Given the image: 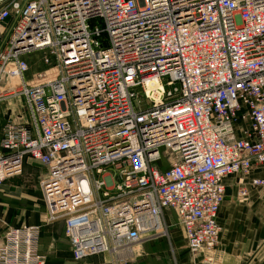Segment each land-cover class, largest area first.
Listing matches in <instances>:
<instances>
[{
	"label": "built area",
	"instance_id": "2783aa9c",
	"mask_svg": "<svg viewBox=\"0 0 264 264\" xmlns=\"http://www.w3.org/2000/svg\"><path fill=\"white\" fill-rule=\"evenodd\" d=\"M31 52L52 65L33 85ZM11 62L0 102L22 95L27 115L0 129V183L46 167L45 222L63 221L75 260L127 264L168 236L166 210L189 264L210 260L223 179L264 164V0H0V83ZM39 233L6 227L0 264H44Z\"/></svg>",
	"mask_w": 264,
	"mask_h": 264
},
{
	"label": "crops",
	"instance_id": "0c3cea01",
	"mask_svg": "<svg viewBox=\"0 0 264 264\" xmlns=\"http://www.w3.org/2000/svg\"><path fill=\"white\" fill-rule=\"evenodd\" d=\"M10 102L13 105V101ZM7 109L8 106L0 103V129L9 115L14 116L15 113H19V108ZM24 163L40 165L31 159H26ZM253 179H264V164L253 165L250 172L241 177L232 174L223 179L224 197L218 214V222L222 227V232L212 255L220 254L221 256V252H223L224 258L227 260L228 256L235 254L234 264L238 263V259L248 249L258 248L260 250L264 240V184L253 185L251 183ZM12 183L13 179H10L6 181V185L0 187V232L8 226L15 227L21 224L38 225L40 227L38 251L44 256V264H109L107 255H92L80 260L73 258L68 240L64 235L63 221L45 222V207L39 187L38 196H35L36 194L20 193L18 199L21 200L20 198H23L28 203L27 207L23 209V207L18 206L15 209V213H10L9 216L7 203L3 201L2 196L7 195L9 189L13 186ZM239 186H243L247 190L246 201H240L237 198L236 193ZM163 220L167 224L168 236L165 237L167 238V244L171 248L174 264H189V257L185 249V239L182 231L175 223L174 213L166 210L163 214ZM161 237L163 236L151 240L156 241L161 239ZM179 237L182 238L183 256L179 255V260H177L174 255L173 245L176 241L175 239ZM151 240L140 242V254L138 256L144 252L145 244H148ZM136 257L132 258L129 263L135 261ZM201 261L202 256H198L197 264H202Z\"/></svg>",
	"mask_w": 264,
	"mask_h": 264
},
{
	"label": "rangeland",
	"instance_id": "374dc122",
	"mask_svg": "<svg viewBox=\"0 0 264 264\" xmlns=\"http://www.w3.org/2000/svg\"><path fill=\"white\" fill-rule=\"evenodd\" d=\"M41 52H31L26 55H23V59L27 61L28 64V71L25 73L24 78L26 79L29 85H33L37 83V78L35 77L37 73L41 71H48L51 72L52 69L50 68L52 65L47 66L42 63L41 61ZM13 66V63L11 62ZM40 68V70H38ZM5 77V74H4ZM3 77V78H4ZM3 78H1L3 80ZM4 80L0 83V88H4L5 91H16L19 88V80L16 74V71L13 66V76L10 77L8 80ZM1 101L0 103L3 105L8 106L9 108H19V113H23L27 115V107L24 102V97L21 95L16 98H11ZM13 101V105L11 102ZM7 109V110H8ZM42 166V167H40ZM42 173V175H41ZM46 173V167L43 165L37 164H26L23 163L22 170L18 175L10 177L3 182L0 183V187L6 185V181L13 179L12 187L9 189L7 195L2 196L3 201L7 203V208L10 213H15V209L20 206L25 209L27 207V202L24 201L23 198L18 199L20 193H28L35 196H38V187L39 181L42 179L43 175ZM41 193V192H40ZM42 199V198H41ZM37 202H39L37 200ZM176 223V219H175ZM166 237L163 236L161 239L156 241H149L148 244H145L144 252L141 253L140 256L136 257L135 261H131L128 264H174L172 251L170 246L167 244ZM175 243L173 245L174 248V255L177 260H179V255L183 256L182 250V238H176ZM177 245V247H175ZM148 247V248H147ZM221 256L219 255H211L209 259H202V264H234V260L236 258L235 254L228 256V259L225 260L224 253L221 252ZM221 260H220V259ZM219 259V261H218ZM237 264H264V240L262 242L261 249H248L241 258L238 259Z\"/></svg>",
	"mask_w": 264,
	"mask_h": 264
},
{
	"label": "bare ground",
	"instance_id": "6f19581e",
	"mask_svg": "<svg viewBox=\"0 0 264 264\" xmlns=\"http://www.w3.org/2000/svg\"><path fill=\"white\" fill-rule=\"evenodd\" d=\"M158 86H159V83H157L156 81H153L152 83H147L145 90L149 91L152 89L153 91H155ZM140 246H141L140 243H136L133 246L131 256L136 257L140 254Z\"/></svg>",
	"mask_w": 264,
	"mask_h": 264
},
{
	"label": "water",
	"instance_id": "95a60500",
	"mask_svg": "<svg viewBox=\"0 0 264 264\" xmlns=\"http://www.w3.org/2000/svg\"><path fill=\"white\" fill-rule=\"evenodd\" d=\"M8 19H6L5 21H7Z\"/></svg>",
	"mask_w": 264,
	"mask_h": 264
}]
</instances>
